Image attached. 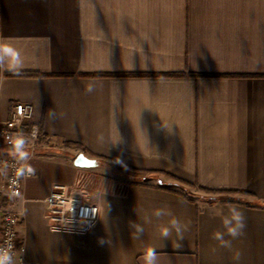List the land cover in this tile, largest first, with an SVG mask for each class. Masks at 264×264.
<instances>
[{"label": "crops", "instance_id": "obj_1", "mask_svg": "<svg viewBox=\"0 0 264 264\" xmlns=\"http://www.w3.org/2000/svg\"><path fill=\"white\" fill-rule=\"evenodd\" d=\"M0 41L27 73L0 70V121L30 103L41 131L10 204L21 258L144 264L153 247L158 264H264V0H0ZM79 173L96 220L51 228L42 200ZM232 207L246 227L227 249L213 234ZM160 208L187 226L183 247L162 239Z\"/></svg>", "mask_w": 264, "mask_h": 264}, {"label": "built area", "instance_id": "obj_2", "mask_svg": "<svg viewBox=\"0 0 264 264\" xmlns=\"http://www.w3.org/2000/svg\"><path fill=\"white\" fill-rule=\"evenodd\" d=\"M17 133L23 134L26 150L30 153V158L23 163L12 155L9 143V137H15ZM40 139V128L33 122L32 104L14 101L9 116L0 121V247L11 249L14 264H35L27 263L19 256L23 251L19 234L21 217L10 204L22 196L23 182L34 175L31 157ZM21 168L25 169L23 175ZM42 203L43 216L55 229L84 230L98 216V206L90 200L88 181L81 173L70 184H52Z\"/></svg>", "mask_w": 264, "mask_h": 264}, {"label": "clouds", "instance_id": "obj_3", "mask_svg": "<svg viewBox=\"0 0 264 264\" xmlns=\"http://www.w3.org/2000/svg\"><path fill=\"white\" fill-rule=\"evenodd\" d=\"M24 68V57L21 50L0 41V70H4L15 75H20ZM94 90L92 84H89L86 91L91 93ZM51 117H55V112H49ZM9 143L12 149V155L20 162H26L30 158V153L26 150V139L22 133H17L15 137H9ZM117 163L121 161L117 160ZM29 171V169H27ZM24 168L20 169V174L23 175ZM156 218L164 216L172 217V214L165 208L156 209L153 212ZM146 222H151L147 220ZM222 226L224 232L217 231L213 234V239L219 242L220 247L231 249L232 239H237L244 235L245 215L243 211L236 207L229 209V214L223 215ZM129 227L132 230V235L139 239L144 234V226L141 223L129 222ZM187 226L183 224L179 219L172 217L166 225H162L160 228V235L163 240L169 239L175 234L174 246L179 249L183 247L181 241L184 239V231ZM225 235L232 239H225ZM241 253L239 251L234 252L233 260L237 262L241 259ZM144 264H158V254L155 248L147 247L143 255ZM0 264H14L13 253L10 248L0 247Z\"/></svg>", "mask_w": 264, "mask_h": 264}, {"label": "water", "instance_id": "obj_4", "mask_svg": "<svg viewBox=\"0 0 264 264\" xmlns=\"http://www.w3.org/2000/svg\"><path fill=\"white\" fill-rule=\"evenodd\" d=\"M75 164L81 167H85V166L94 165V161L91 159H88L83 154H79L75 160Z\"/></svg>", "mask_w": 264, "mask_h": 264}, {"label": "trees", "instance_id": "obj_5", "mask_svg": "<svg viewBox=\"0 0 264 264\" xmlns=\"http://www.w3.org/2000/svg\"><path fill=\"white\" fill-rule=\"evenodd\" d=\"M6 74H11V73H6ZM13 74V73H12ZM27 73H20V75H26ZM15 75V74H14Z\"/></svg>", "mask_w": 264, "mask_h": 264}]
</instances>
